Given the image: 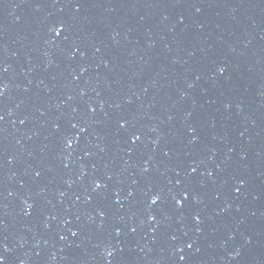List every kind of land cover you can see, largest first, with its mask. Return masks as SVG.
I'll list each match as a JSON object with an SVG mask.
<instances>
[{
    "label": "water",
    "instance_id": "1",
    "mask_svg": "<svg viewBox=\"0 0 264 264\" xmlns=\"http://www.w3.org/2000/svg\"><path fill=\"white\" fill-rule=\"evenodd\" d=\"M0 264H264V0H0Z\"/></svg>",
    "mask_w": 264,
    "mask_h": 264
},
{
    "label": "snow or ice",
    "instance_id": "2",
    "mask_svg": "<svg viewBox=\"0 0 264 264\" xmlns=\"http://www.w3.org/2000/svg\"><path fill=\"white\" fill-rule=\"evenodd\" d=\"M221 71H223V69H221ZM156 202V198H153V203H155ZM183 259V258H182Z\"/></svg>",
    "mask_w": 264,
    "mask_h": 264
}]
</instances>
